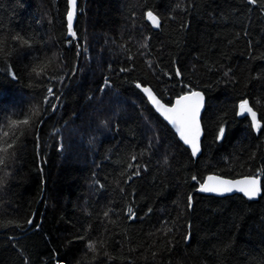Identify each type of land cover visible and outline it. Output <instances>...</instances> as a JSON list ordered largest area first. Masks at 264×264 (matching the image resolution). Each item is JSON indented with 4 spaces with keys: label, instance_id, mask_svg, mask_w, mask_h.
Masks as SVG:
<instances>
[{
    "label": "trees",
    "instance_id": "1",
    "mask_svg": "<svg viewBox=\"0 0 264 264\" xmlns=\"http://www.w3.org/2000/svg\"><path fill=\"white\" fill-rule=\"evenodd\" d=\"M78 8L74 40L68 0H0V264H264V0ZM137 84L205 94L198 158ZM209 175L262 196L201 194Z\"/></svg>",
    "mask_w": 264,
    "mask_h": 264
},
{
    "label": "snow or ice",
    "instance_id": "2",
    "mask_svg": "<svg viewBox=\"0 0 264 264\" xmlns=\"http://www.w3.org/2000/svg\"><path fill=\"white\" fill-rule=\"evenodd\" d=\"M249 4H256L257 0H248ZM72 5V10L68 12V30L70 35L75 37V32H73V16L75 12L76 0H70ZM148 19L152 21L153 25L159 27L158 18L153 15L151 11L147 13ZM24 43H28L24 40ZM147 46L146 44L144 45ZM123 70V69H122ZM181 73L177 70L176 75L179 76ZM15 74L13 73V77ZM108 84V81H105ZM138 88L147 95L149 101L154 105L155 109L163 116L164 120L170 124L175 131L179 134L181 140L184 144L191 147L192 155L195 156L199 151V137L201 134L199 116L204 103V97L200 92L193 91L190 94H184L176 98L175 103L170 106L165 105L161 102L150 88L142 87L141 84H137ZM53 91L49 88V95H53ZM240 114L245 112L249 113L252 118L253 128L257 131L260 130V123L257 121L256 112L253 111L252 107L249 106L247 100L243 101L239 105ZM13 123H16L15 121ZM22 123L27 124L28 120L22 121ZM7 135V133L5 134ZM225 135V128L221 127L218 132V138L222 139ZM11 146V145H9ZM135 160V157H133ZM131 167V165H130ZM139 175V171L135 173ZM193 179H196L193 177ZM199 191L203 193H212L216 195H226L232 193L233 191H238L242 193L249 200L255 199L261 192L260 180L256 177L245 178L242 180L232 181L226 179H220L214 176H209L206 182L200 184ZM191 200V197L189 198ZM129 213H132V209H128ZM107 215V214H106ZM134 217V213H132ZM31 223V221H29ZM91 246V245H90Z\"/></svg>",
    "mask_w": 264,
    "mask_h": 264
},
{
    "label": "water",
    "instance_id": "3",
    "mask_svg": "<svg viewBox=\"0 0 264 264\" xmlns=\"http://www.w3.org/2000/svg\"><path fill=\"white\" fill-rule=\"evenodd\" d=\"M68 4H69V11H71L72 10V5L70 4V0H68ZM78 6H79V0H76V5H75V12H74V16H73V32H75V34H76V31H75V26H76V22H77V19H78V13H79V8H78ZM68 11V12H69ZM159 20V19H158ZM151 21V20H150ZM151 23H152V21H151ZM67 24H68V19H67ZM152 25H153V23H152ZM154 26V25H153ZM155 28H158V27H156V26H154ZM68 37L69 38H72V39H74V40H77V34L75 35V37H73L72 35H70V33H69V30H68ZM143 87V86H142ZM148 88H150L151 90H152V92L157 96V94L153 91V89L151 88V87H149L148 86ZM140 89V91L145 95V97L148 99V97H147V95L142 91V89L141 88H139ZM197 92H200L201 93V95H203V97H204V103H203V107H202V109H201V112H200V116H199V121H200V130H201V134H200V137H199V151L197 152V154L195 155V156H193L195 159L196 158H198L199 156H200V154H201V152H202V140H203V137H204V128H203V124H202V117H203V113H204V110H205V106H206V96H205V94L203 93V92H201V91H197ZM188 94H190V93H188ZM158 97V96H157ZM159 98V97H158ZM148 101H149V99H148ZM161 102L162 103H164L162 100H161ZM149 103H150V105L152 106V108L155 110V112L164 120V118H163V116H161L160 115V113L155 109V107H154V105H152V103L149 101ZM175 103V101L173 102V104ZM165 105H167L166 103H164ZM167 106H170V105H167ZM250 106V105H249ZM254 111V110H253ZM256 112V111H255ZM248 115H249V117H250V119L252 120V118H251V115L248 113ZM256 118H257V121L259 122V117H258V113L256 112ZM167 124H168V122L166 121V120H164ZM168 126L175 132V134L177 135V137H178V139L180 140V142H182L183 144H184V142H183V140H181L180 139V137H179V134L175 131V129L170 125V124H168ZM256 130V129H255ZM256 132H257V130H256ZM190 151H191V153H192V150H191V147L189 146V145H187V144H184ZM209 176H214V177H217V178H220V179H226V180H232V181H237V180H242V179H245V178H253V177H241V178H236V179H229V178H224V177H221V176H218V175H209ZM208 176V177H209ZM207 177V178H208ZM207 178L205 179V181L204 182H206L207 181ZM259 179V178H258ZM260 180V188H261V192H260V194L258 195V197L257 198H255V199H251V200H253V201H256V200H258L261 196H262V193H263V191H262V185H261V179H259ZM198 192L199 193H201V194H204V195H208V196H214V197H220V198H223V197H228V196H233V195H237V194H239V195H243L242 193H240V192H238V191H233L232 193H229V194H226V195H223V196H221V195H216V194H212V193H203V192H200L199 190H198ZM244 196V195H243ZM245 197V196H244ZM247 198V197H246ZM248 199V198H247Z\"/></svg>",
    "mask_w": 264,
    "mask_h": 264
}]
</instances>
